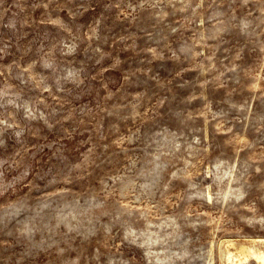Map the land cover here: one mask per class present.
<instances>
[{"label": "rangeland", "instance_id": "obj_1", "mask_svg": "<svg viewBox=\"0 0 264 264\" xmlns=\"http://www.w3.org/2000/svg\"><path fill=\"white\" fill-rule=\"evenodd\" d=\"M252 251L264 0H0V264Z\"/></svg>", "mask_w": 264, "mask_h": 264}, {"label": "bare ground", "instance_id": "obj_2", "mask_svg": "<svg viewBox=\"0 0 264 264\" xmlns=\"http://www.w3.org/2000/svg\"><path fill=\"white\" fill-rule=\"evenodd\" d=\"M252 252L257 256L258 259H260V261L262 262V264H264V253H260V252L255 253L254 251H252ZM231 255L232 254H230L229 256H231ZM230 264H231V262H230Z\"/></svg>", "mask_w": 264, "mask_h": 264}]
</instances>
